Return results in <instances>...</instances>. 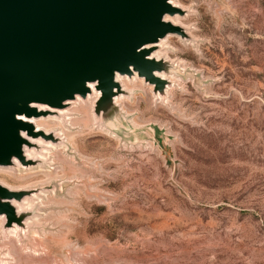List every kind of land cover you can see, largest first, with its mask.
<instances>
[{"label":"rangeland","instance_id":"374dc122","mask_svg":"<svg viewBox=\"0 0 264 264\" xmlns=\"http://www.w3.org/2000/svg\"><path fill=\"white\" fill-rule=\"evenodd\" d=\"M176 1L194 41L159 49L179 66L165 96L125 81V140L79 101L44 124L68 147L0 169L39 191L2 264H264V0Z\"/></svg>","mask_w":264,"mask_h":264},{"label":"water","instance_id":"95a60500","mask_svg":"<svg viewBox=\"0 0 264 264\" xmlns=\"http://www.w3.org/2000/svg\"><path fill=\"white\" fill-rule=\"evenodd\" d=\"M188 13L172 0H0V169L16 172L44 163L42 157L28 159L26 148L43 156L45 149L68 147L58 133L38 130L31 120L51 116L65 124L69 113L60 112L79 98L86 101L93 88L100 93L95 125L125 140L129 117L116 98L131 94L117 76L130 83L141 78L156 97L165 96L179 66L152 55L168 36L194 41L186 28L167 20ZM4 185L0 239L16 229L24 237L35 226L39 191ZM26 199L32 207L19 211L16 203Z\"/></svg>","mask_w":264,"mask_h":264},{"label":"bare ground","instance_id":"6f19581e","mask_svg":"<svg viewBox=\"0 0 264 264\" xmlns=\"http://www.w3.org/2000/svg\"><path fill=\"white\" fill-rule=\"evenodd\" d=\"M173 1V3L176 5V6H178V7H182L176 0H172ZM183 9H186V8H184V7H182ZM187 10V9H186ZM191 14V11H189V13L187 14V16L186 17H181V16H179V15H177V16H175V17H167V20L168 21H170V22H172L173 24H175V25H180V26H183L184 28H186L187 29V27H185L183 24H182V22H181V20H183V19H185V18H187L189 15ZM187 32H188V34L190 35V33H189V31L187 30ZM191 36V35H190ZM170 37H172V36H168L165 40H162L156 47H160V46H162L163 45V43H164V41H166L167 39H169ZM180 38V37H179ZM160 53L159 52H155V53H153V55H152V57H154V58H160ZM185 69V68H184ZM162 78H164V79H166V76L164 75V74H161L160 75ZM131 81V79L130 78H128V77H122V76H117V81L120 83L121 82V84H122V86L125 88V89H129V87H127V85L125 84V81ZM176 80V79H175ZM133 82H136V83H138V82H144V80L143 79H139V78H134V81ZM133 82H131L132 84H133ZM129 83V82H128ZM172 90V89H171ZM170 93V92H169ZM171 95V94H170ZM99 96H100V93L99 92H97L94 88H93V93L90 95V96H88V98H87V100L86 101H82L80 98L77 100V101H82L84 104H86V105H91V109H92V115H93V118H94V124H97V121H98V118H97V116H95L94 115V113H93V107H94V105H95V102H96V100L99 98ZM122 98H124V96H122V97H117L116 98V103L117 104H120V100L122 99ZM77 101L75 102V103H73V104H77ZM79 104H80V102H78ZM79 104H77V105H79ZM122 105H123V103H122ZM69 112V110H66V111H61L60 113H68ZM71 113V112H70ZM50 118H52L51 116H49V117H42V118H38V119H33V120H31L32 121V123H34L35 124V126H36V128L39 130H44V131H46V133H48L49 132V129H47L46 127H45V123L47 122V121H49L50 120ZM52 119H57V118H52ZM58 121H60L61 123H62V120H60V119H57ZM49 125V124H48ZM52 125V124H51ZM59 127V126H58ZM58 127H56V128H58ZM63 128V127H62ZM67 131V130H66ZM30 141L32 142V143H47L46 141H44V140H42V139H37V140H35V139H31L30 138ZM50 143V142H49ZM71 144V143H70ZM56 149V147H53L52 149H49V150H53V149ZM54 149V150H55ZM61 149V148H60ZM58 151V150H57ZM56 151V152H57ZM63 151V150H62ZM53 152V151H52ZM50 153V152H49ZM58 155H59V153H58ZM64 155V154H63ZM26 156L28 157V159H31V158H33V159H35V158H38V157H45V155H39V154H37L36 152H35V150L34 149H30V148H26ZM16 165H20L19 164V162L18 161H15V166ZM56 167V166H55ZM58 167V166H57ZM60 170V169H59ZM55 171H57V170H55ZM4 186H6L7 187V185H4ZM48 202V201H47ZM32 205H33V203H30L29 201H28V199H26L25 201H24V203H16V206H17V208H18V210L19 211H23V210H28V209H30L31 207H32ZM4 217H0V224H2L3 225V223H4ZM32 223V222H31ZM34 223V222H33ZM1 225V226H2ZM12 236H14V237H18V234H17V229L16 230H12V231H9L5 236H4V238H3V240H5V239H7V238H9V237H12ZM2 264V263H1ZM13 264V263H12Z\"/></svg>","mask_w":264,"mask_h":264}]
</instances>
